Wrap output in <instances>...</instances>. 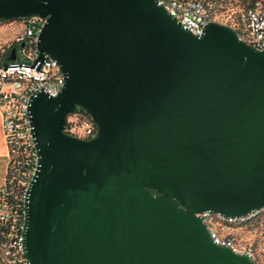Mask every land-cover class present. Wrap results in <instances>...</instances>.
Returning a JSON list of instances; mask_svg holds the SVG:
<instances>
[{
	"label": "water",
	"instance_id": "water-1",
	"mask_svg": "<svg viewBox=\"0 0 264 264\" xmlns=\"http://www.w3.org/2000/svg\"><path fill=\"white\" fill-rule=\"evenodd\" d=\"M31 17L65 82L30 101L29 264H255L198 215L264 210V49L219 23L194 36L156 0H0V22ZM77 110L94 138L64 133Z\"/></svg>",
	"mask_w": 264,
	"mask_h": 264
},
{
	"label": "built area",
	"instance_id": "built-area-1",
	"mask_svg": "<svg viewBox=\"0 0 264 264\" xmlns=\"http://www.w3.org/2000/svg\"><path fill=\"white\" fill-rule=\"evenodd\" d=\"M156 2L194 36H201L207 24L219 23L215 15L197 0ZM46 20L42 17L18 20L23 27V34L18 40L19 51L14 61H0V129L6 149L5 167L3 171L0 170V264H29L24 230L28 194L38 172L39 160L31 124L30 101L40 92L55 98L65 82L56 60L44 55L43 61L38 62L36 42ZM225 26L245 45L263 50L264 1L256 0L249 8L229 17ZM64 133L79 140H89L95 137L97 128L86 113L76 111L66 118ZM262 214L264 210L243 219H230L206 212L198 217L215 245L226 247L258 264L253 248L226 231L234 225L257 219Z\"/></svg>",
	"mask_w": 264,
	"mask_h": 264
},
{
	"label": "rangeland",
	"instance_id": "rangeland-1",
	"mask_svg": "<svg viewBox=\"0 0 264 264\" xmlns=\"http://www.w3.org/2000/svg\"><path fill=\"white\" fill-rule=\"evenodd\" d=\"M203 3L211 13H215L216 20L225 25L228 16L232 17L243 8L249 0H197ZM264 1V0H263ZM23 34V27L18 21L0 24V61H7L16 56L19 51L18 40ZM1 117V112H0ZM6 163V149L0 129V170L3 171ZM226 233L233 238L250 245L255 252L258 264L264 261V214L259 218L246 221L231 227Z\"/></svg>",
	"mask_w": 264,
	"mask_h": 264
},
{
	"label": "trees",
	"instance_id": "trees-1",
	"mask_svg": "<svg viewBox=\"0 0 264 264\" xmlns=\"http://www.w3.org/2000/svg\"><path fill=\"white\" fill-rule=\"evenodd\" d=\"M254 1H256V0H249V2H245V4H244V6H243V8L241 9V10H244V9H246V8H249L250 6H252V4L254 3ZM215 13H212V15H214ZM216 15V14H215ZM230 16H228L227 18H229ZM2 23H5V22H0V24H2ZM77 111H80V112H82V113H84L85 114V112L83 111V110H77ZM151 194L152 195H155V193L154 192H151Z\"/></svg>",
	"mask_w": 264,
	"mask_h": 264
}]
</instances>
